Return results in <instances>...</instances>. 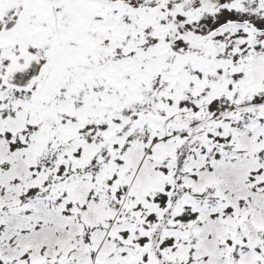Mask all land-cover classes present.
<instances>
[{
    "label": "snow or ice",
    "instance_id": "obj_1",
    "mask_svg": "<svg viewBox=\"0 0 264 264\" xmlns=\"http://www.w3.org/2000/svg\"><path fill=\"white\" fill-rule=\"evenodd\" d=\"M0 264H264V0H0Z\"/></svg>",
    "mask_w": 264,
    "mask_h": 264
}]
</instances>
